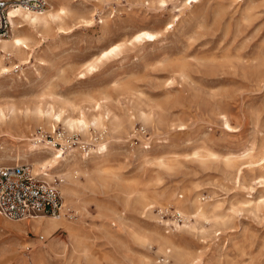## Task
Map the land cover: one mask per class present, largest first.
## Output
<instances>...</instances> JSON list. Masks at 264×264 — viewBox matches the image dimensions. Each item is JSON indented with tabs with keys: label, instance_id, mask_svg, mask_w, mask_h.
Segmentation results:
<instances>
[{
	"label": "rangeland",
	"instance_id": "1",
	"mask_svg": "<svg viewBox=\"0 0 264 264\" xmlns=\"http://www.w3.org/2000/svg\"><path fill=\"white\" fill-rule=\"evenodd\" d=\"M43 1L41 9L11 2L65 13L36 29L16 21L23 24L17 34L29 45L20 57L29 59L6 60L9 72L0 75V111L7 116L5 123L0 118V166L12 165L10 155L30 137L53 142L64 153L110 144L101 171L93 161L82 164L88 176L76 177L85 186L78 187V197L67 201L63 195L66 217L81 220L86 229L83 246L89 258L51 254L47 264H142L140 256L153 264H179L172 257L164 260L155 242L138 244L130 225L151 238L156 233L171 237L186 263L229 254L238 264H264V160H259L264 151V0ZM140 31L156 36L136 41ZM10 33L11 28L0 39ZM116 44L115 54L98 59ZM89 64L93 70H87ZM95 101L123 120L131 118L133 131L91 126L83 136L60 123L54 132L45 117L34 115L37 107L52 105L64 116L78 118L82 112L89 117L97 111ZM140 110L150 114L149 123L137 118ZM25 121L31 129L22 128ZM195 148L218 157L195 159ZM159 158H174L176 168L160 170ZM130 190L127 199L124 191ZM140 193L151 198V211L132 208ZM197 197L207 207L217 202V214L225 218L211 225L177 214L178 205L189 208L186 200ZM119 216L125 229L114 221ZM38 235L45 237L43 243ZM110 236L123 243L129 259ZM58 237L70 243L65 231ZM10 240L0 221V264H23L20 257L31 261L35 250L48 246L41 231L29 230L19 236L15 256Z\"/></svg>",
	"mask_w": 264,
	"mask_h": 264
},
{
	"label": "bare ground",
	"instance_id": "2",
	"mask_svg": "<svg viewBox=\"0 0 264 264\" xmlns=\"http://www.w3.org/2000/svg\"><path fill=\"white\" fill-rule=\"evenodd\" d=\"M158 1L161 3L166 2V0ZM64 13L65 12L63 9H59L55 13H50L49 9L35 11L23 6L20 3L11 5L8 9V16L12 26L11 33L9 36H7V39H0V75L4 72H9V69L4 65L6 60H10L12 57L21 58L20 56L23 53L29 51V45L26 38L17 34L18 29L23 26V24H16L17 20L20 19L21 21H25L32 29H36V27L47 25L48 21L50 20L55 21L60 19ZM155 36V33L140 31L134 35V39L136 41H142L146 39H154ZM18 41L19 43H17ZM117 50H119L118 44L100 53L98 59L102 60L104 58H108L109 56L115 54ZM28 53L30 54V52ZM28 59L29 57L24 59L21 58L20 60L24 62L28 61ZM93 68L94 64H89L87 70H93ZM98 102L95 101L94 103V107L97 108V111L89 117L84 115L82 112L79 114L80 116L78 118H72L71 115L64 116V110L62 108L54 109L52 105H49L46 109L37 107L34 110V115L37 117V119L41 120L45 117L46 122L50 123L54 132L56 126L60 123H62L69 131L80 132L83 136L89 135L88 131L89 127L91 126H93L95 130L99 129L102 132L109 131L110 133L124 132L127 134L129 128L133 131V122L131 118L123 120L119 117V115L113 113L106 105L102 106ZM6 117V114L3 111H0V118L4 123L6 122ZM150 117V114L140 110L137 118L141 119L144 124H147L150 122ZM225 124L227 127H229L227 120H225ZM20 125L23 129L29 128L26 121ZM59 136L57 139H59ZM109 147L110 144L108 142H100L96 144L95 147L88 148V151L85 153L77 154L75 149L67 150L64 153L62 152V149H56L53 142L42 140L39 136H36L34 138H28L25 142V146L18 149L16 153L10 155V157L14 161L13 164L28 162V164L32 166V172L36 175L41 174L42 176L50 179L58 177L61 181L59 183L61 196L63 197L64 195L65 200L72 201L79 195L77 190L78 187H85L84 185L78 183L80 179L78 181L76 180L78 175L81 174L85 177L88 174L85 166L86 164H84V166L82 164L84 162L86 163L93 161L94 165L98 167L97 170L101 171L104 167L107 157L110 154ZM145 150L147 149H145L143 146L139 149L142 157H145ZM191 156L198 160H203L206 157L212 159L218 157L216 153L202 148H195L191 152ZM259 160H264V151H262ZM229 161L230 158H226V162ZM155 165L160 170L168 172L176 168V160L174 158H159ZM61 175L65 176L68 180L66 182L63 181V179L60 178ZM238 180L237 182H239ZM102 181L103 183L106 182L104 178H102ZM126 191H124V194L128 199L129 195H131L133 191ZM137 196L138 197L132 203V208L134 210L136 208L140 213H145L146 210L151 211V198L144 193H140ZM65 203L66 202H62L63 207L61 213L54 217L52 215H33L30 219L24 218L21 219L22 221L10 219L9 221L7 218L4 219L5 217L3 218V216H0L1 224L7 231V236H11L9 245L12 247L11 252L15 256L18 252L17 246L19 244V236H27L29 230L34 232L41 231L46 236L48 246H41L35 250L31 255V261L22 257H18L19 262H22L23 264H47V259L51 254H54L56 257L68 258L73 257L77 253H83L82 255L85 258H89L88 253L83 246V239L86 234V229L83 226V222L79 219L69 221L72 218L71 216L66 217L64 213L66 206ZM186 204L189 208L180 205H178V208H176L177 214L179 216L183 214L186 220H188L187 218H189V215L193 217L195 221L203 220L209 222L212 225L211 222L215 223L225 218V216L221 217L217 214L219 207L217 202H213L209 205V207H207L205 204H202L200 198L197 197L193 200L187 199ZM186 209H191L190 213L187 212ZM115 219L116 220L114 221H117L119 229H125L127 227L124 218L119 216ZM132 225H134V223H132ZM132 227L134 226L130 225L128 228H130L131 231L133 230L131 232L133 239L138 244L146 247L152 242H155L158 247V252L162 253L164 260L172 257L174 260L179 262V264H194V262L196 264H238L237 261L234 260L233 255L229 254H218L212 260L210 258L204 260L202 258L196 257L194 258L196 261L190 260L188 263H186V254L180 250V246H176L171 237L156 233V236L151 238V233L150 235H143L134 230L136 226L134 228ZM61 231H65L69 237L70 243L68 245H66L65 241L60 240L58 237V234ZM38 238L39 240H43L40 239L41 236ZM110 239L113 240V242L117 245V251L121 254V256L125 259H129V256L122 251L123 243L120 240H116L113 236H110ZM26 249H29V247ZM139 260L142 264H153L151 260L145 256H140Z\"/></svg>",
	"mask_w": 264,
	"mask_h": 264
},
{
	"label": "built area",
	"instance_id": "3",
	"mask_svg": "<svg viewBox=\"0 0 264 264\" xmlns=\"http://www.w3.org/2000/svg\"><path fill=\"white\" fill-rule=\"evenodd\" d=\"M12 1L17 0H0V37L11 28L8 9ZM22 3L38 9L45 6L43 0H22ZM60 182L57 177L34 174L28 163L0 166V215L12 220L38 214L59 215L63 207Z\"/></svg>",
	"mask_w": 264,
	"mask_h": 264
},
{
	"label": "crops",
	"instance_id": "4",
	"mask_svg": "<svg viewBox=\"0 0 264 264\" xmlns=\"http://www.w3.org/2000/svg\"><path fill=\"white\" fill-rule=\"evenodd\" d=\"M61 187V186H60ZM62 202H63V197H62ZM35 216H44V215H35ZM4 230V229H3ZM39 236H42L44 239L43 240H39V238H38V241L37 242H39V243H43L44 241H45V237L43 236V235H38V237ZM28 247H30V246H28Z\"/></svg>",
	"mask_w": 264,
	"mask_h": 264
},
{
	"label": "snow or ice",
	"instance_id": "5",
	"mask_svg": "<svg viewBox=\"0 0 264 264\" xmlns=\"http://www.w3.org/2000/svg\"><path fill=\"white\" fill-rule=\"evenodd\" d=\"M17 43H19V41Z\"/></svg>",
	"mask_w": 264,
	"mask_h": 264
}]
</instances>
